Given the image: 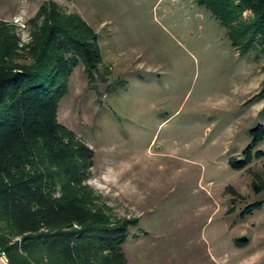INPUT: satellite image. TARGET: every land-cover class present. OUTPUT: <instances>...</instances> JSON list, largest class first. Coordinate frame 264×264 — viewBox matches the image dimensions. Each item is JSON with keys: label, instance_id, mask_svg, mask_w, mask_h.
Here are the masks:
<instances>
[{"label": "rangeland", "instance_id": "1", "mask_svg": "<svg viewBox=\"0 0 264 264\" xmlns=\"http://www.w3.org/2000/svg\"><path fill=\"white\" fill-rule=\"evenodd\" d=\"M50 1L100 36L96 78L80 63L59 121L94 150L89 184L113 218L139 221L128 264H264V158L231 165L264 124V54L196 0H0L21 46Z\"/></svg>", "mask_w": 264, "mask_h": 264}, {"label": "trees", "instance_id": "2", "mask_svg": "<svg viewBox=\"0 0 264 264\" xmlns=\"http://www.w3.org/2000/svg\"><path fill=\"white\" fill-rule=\"evenodd\" d=\"M227 29L235 48L264 54V0H196ZM30 23L21 46L0 20V258L8 264H128L124 246L138 219H114L89 184L95 152L59 121L80 63L90 82L102 64L99 34L54 1ZM254 98L264 100V85ZM235 170L264 158V124ZM253 187L264 190V174Z\"/></svg>", "mask_w": 264, "mask_h": 264}, {"label": "built area", "instance_id": "3", "mask_svg": "<svg viewBox=\"0 0 264 264\" xmlns=\"http://www.w3.org/2000/svg\"><path fill=\"white\" fill-rule=\"evenodd\" d=\"M2 259L4 260V262H5L6 264H8V259H7V257H6L5 254L2 255Z\"/></svg>", "mask_w": 264, "mask_h": 264}, {"label": "crops", "instance_id": "4", "mask_svg": "<svg viewBox=\"0 0 264 264\" xmlns=\"http://www.w3.org/2000/svg\"><path fill=\"white\" fill-rule=\"evenodd\" d=\"M0 264H6L2 258H0Z\"/></svg>", "mask_w": 264, "mask_h": 264}]
</instances>
